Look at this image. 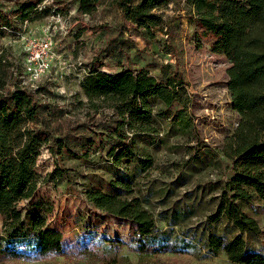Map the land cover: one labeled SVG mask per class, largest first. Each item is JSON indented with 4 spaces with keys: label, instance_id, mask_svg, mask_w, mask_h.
I'll return each mask as SVG.
<instances>
[{
    "label": "rangeland",
    "instance_id": "rangeland-1",
    "mask_svg": "<svg viewBox=\"0 0 264 264\" xmlns=\"http://www.w3.org/2000/svg\"><path fill=\"white\" fill-rule=\"evenodd\" d=\"M21 1L0 0V17L14 13ZM41 6L48 11L34 20L15 18L11 28L0 27V54L4 52L9 62L7 89L12 91L19 86L30 42L49 35L56 44L54 66L40 84L43 109L35 126L49 130L51 142L59 139L71 152L42 149L36 166L38 190L19 207L42 202L47 225L63 234L65 253L8 264H103L106 253L117 254L120 264H236L224 252L210 253L207 243L211 233L226 240L239 233L225 216L215 222L210 217L223 185L235 175L224 144L240 115L232 107L228 87L231 63L213 50L214 39L201 36L192 5L172 0L160 11L165 23L152 30L127 22L112 0H101L93 16L79 10V0H43ZM143 67L156 83H164L166 75L180 74L188 106L181 121L175 116L180 104L172 107L171 117H158L156 134H131L140 155L154 160L142 173L135 163L118 167L109 160L105 146L111 142L112 110L101 107L96 112L82 82L93 70L117 74ZM94 131L104 134L102 148L83 157L82 149ZM56 168L63 171L62 177L51 176ZM120 177L131 181L132 195L154 214L151 234H139L132 222L98 212L86 200L87 189L102 186L111 191V180ZM245 209L257 219L262 233H242L243 237L250 250L264 254V202L254 198ZM143 245L158 251L142 252Z\"/></svg>",
    "mask_w": 264,
    "mask_h": 264
},
{
    "label": "trees",
    "instance_id": "trees-1",
    "mask_svg": "<svg viewBox=\"0 0 264 264\" xmlns=\"http://www.w3.org/2000/svg\"><path fill=\"white\" fill-rule=\"evenodd\" d=\"M172 0H112L124 19L138 29L152 30L165 23L160 12ZM43 0H23L11 15L2 13L0 27L32 21L45 10ZM192 5L201 36L215 40L213 50L223 53L231 65L228 87L232 107L240 115L233 134L226 138L224 155L235 169V175L221 190L220 202L211 222L225 216L239 231L230 240L211 233L207 247L210 253L224 252L236 264H264V254L252 251L242 233L259 235L262 229L245 205L254 198L264 202V0H188ZM84 14L93 16L101 0H79ZM2 12V11H1ZM59 13V12H58ZM16 16V17H14ZM8 66L4 52L0 54V214L4 233L0 235V264L10 260L39 261L64 255L63 234L47 225V212L40 201L19 207L23 200L32 199L38 190L36 170L42 149L52 153L71 152L66 144L53 139L51 132L35 126L41 117L43 104L38 93L23 86L8 91ZM183 77L175 72L166 75L164 83L154 82L151 72L122 70L117 74L93 70L82 82V88L93 109L112 110L113 124L108 133L111 142L105 146L109 160L115 166L135 163L140 172L153 166L151 155H140L131 134H156L157 118H169L172 107L180 121L188 106ZM157 103L161 108L157 110ZM101 132L94 131L82 149L83 157L100 148ZM102 148V147H101ZM103 147V150L105 149ZM79 156V155H78ZM56 168L52 177H62ZM129 180V179H128ZM131 181L111 180V191L94 186L85 191L86 200L106 215L128 220L141 235L152 233L156 220L139 197L133 196ZM106 241H112L107 239ZM125 245L121 240L117 241ZM90 251L91 247L86 246ZM142 252H157L143 245ZM103 264H120L117 254H105Z\"/></svg>",
    "mask_w": 264,
    "mask_h": 264
},
{
    "label": "built area",
    "instance_id": "built-area-1",
    "mask_svg": "<svg viewBox=\"0 0 264 264\" xmlns=\"http://www.w3.org/2000/svg\"><path fill=\"white\" fill-rule=\"evenodd\" d=\"M39 9H42L41 4ZM28 51L18 85L37 92L41 89L40 84L47 78L54 66L53 61L57 57L56 44L53 38L47 35L32 40L28 45Z\"/></svg>",
    "mask_w": 264,
    "mask_h": 264
}]
</instances>
